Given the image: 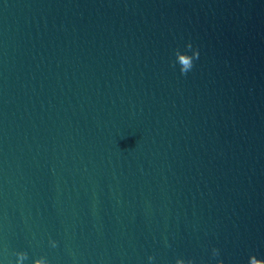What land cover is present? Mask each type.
<instances>
[{
    "label": "water",
    "instance_id": "water-1",
    "mask_svg": "<svg viewBox=\"0 0 264 264\" xmlns=\"http://www.w3.org/2000/svg\"><path fill=\"white\" fill-rule=\"evenodd\" d=\"M19 252L264 264V0H0V264Z\"/></svg>",
    "mask_w": 264,
    "mask_h": 264
},
{
    "label": "clouds",
    "instance_id": "clouds-1",
    "mask_svg": "<svg viewBox=\"0 0 264 264\" xmlns=\"http://www.w3.org/2000/svg\"><path fill=\"white\" fill-rule=\"evenodd\" d=\"M188 51H191L192 54L188 55L187 53H181L179 51H177L175 53L176 55V64H178L180 66V73L181 75H186L188 72H190L193 67H194V61L197 60L199 58V51L198 50H194L192 45L189 43L186 46ZM50 245L51 247L55 248L57 247V243L55 241H50ZM17 256V264H21V262L25 261L28 257L26 253L23 252H19L15 254ZM212 255L213 257H217L219 256V250L218 249H213L212 250ZM154 257H149V260H153ZM251 260V257L249 258ZM33 264H47V261L45 258L41 257L39 259L34 260ZM176 264H194L193 260H188L187 262H185V260L183 259H177L176 260ZM217 264H223V261H217ZM252 264H256V261L253 260Z\"/></svg>",
    "mask_w": 264,
    "mask_h": 264
}]
</instances>
